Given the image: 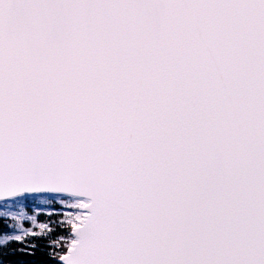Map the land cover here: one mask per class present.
<instances>
[{"label": "snow or ice", "instance_id": "obj_1", "mask_svg": "<svg viewBox=\"0 0 264 264\" xmlns=\"http://www.w3.org/2000/svg\"><path fill=\"white\" fill-rule=\"evenodd\" d=\"M0 264H264V0H0Z\"/></svg>", "mask_w": 264, "mask_h": 264}, {"label": "rangeland", "instance_id": "obj_2", "mask_svg": "<svg viewBox=\"0 0 264 264\" xmlns=\"http://www.w3.org/2000/svg\"><path fill=\"white\" fill-rule=\"evenodd\" d=\"M43 211L49 212V211H51V208L48 206H44L40 209H36V212H43Z\"/></svg>", "mask_w": 264, "mask_h": 264}, {"label": "trees", "instance_id": "obj_3", "mask_svg": "<svg viewBox=\"0 0 264 264\" xmlns=\"http://www.w3.org/2000/svg\"><path fill=\"white\" fill-rule=\"evenodd\" d=\"M41 214H43L45 216V218H47V214L48 213H41ZM53 214H54V216H58L59 215V212H54Z\"/></svg>", "mask_w": 264, "mask_h": 264}]
</instances>
